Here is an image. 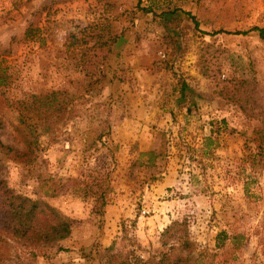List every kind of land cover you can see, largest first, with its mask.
I'll use <instances>...</instances> for the list:
<instances>
[{
	"label": "rangeland",
	"instance_id": "1",
	"mask_svg": "<svg viewBox=\"0 0 264 264\" xmlns=\"http://www.w3.org/2000/svg\"><path fill=\"white\" fill-rule=\"evenodd\" d=\"M170 2L0 0V189L72 222L33 247L0 207V264L145 259L171 221L213 264H264V38L233 33L264 28V0Z\"/></svg>",
	"mask_w": 264,
	"mask_h": 264
},
{
	"label": "trees",
	"instance_id": "2",
	"mask_svg": "<svg viewBox=\"0 0 264 264\" xmlns=\"http://www.w3.org/2000/svg\"><path fill=\"white\" fill-rule=\"evenodd\" d=\"M146 8H141L145 11H151L153 6L160 8V6L170 4V0H146ZM139 4V0H138ZM177 8H170L166 12L160 14V17L169 16L170 13L176 11ZM193 25L197 22L192 15L186 12ZM226 32L218 30L217 32ZM248 31H256L260 38H264V28L253 26L248 30L236 31L233 33L245 34ZM0 83H3V78L0 76ZM184 86H181L183 90ZM56 92H51L55 95ZM55 97V96H54ZM53 97L52 100L43 101V105L47 109H52V112L61 109V104ZM261 144V141H259ZM258 145V149L260 148ZM147 155H153V152H146ZM100 189V186H96ZM89 188V187H88ZM101 190V189H100ZM103 190L100 191L97 198H100V203L95 209L99 210L104 205ZM97 203V202H96ZM0 207L2 208V215L4 217L2 229L9 236L21 240L30 246L53 245L57 241L66 238L71 230L72 222L65 216L60 214L47 202L39 198H30L12 190L2 187L0 189ZM176 222L171 221L166 225L161 233L162 250L157 255H149L142 259L135 255L134 252L129 251L125 253L113 252V247L108 246L98 249H89L94 252V261L87 264H213L212 257L205 259L201 251L192 253V243L189 241L185 232H181L177 237L173 236L172 241H168L171 237L170 232L174 230ZM215 243L217 246L227 238L224 231H219L216 234ZM167 245V246H166ZM60 249V247H58Z\"/></svg>",
	"mask_w": 264,
	"mask_h": 264
},
{
	"label": "crops",
	"instance_id": "3",
	"mask_svg": "<svg viewBox=\"0 0 264 264\" xmlns=\"http://www.w3.org/2000/svg\"><path fill=\"white\" fill-rule=\"evenodd\" d=\"M131 66H132V63H131ZM135 68H136V67H133V70H135ZM137 69H139V66H138V65H137ZM140 73H141V74H140ZM137 74L140 76L139 78H140L141 80H144V78L147 77V75H148V74H144L143 72H139V73H137ZM140 84H141V85H144V84H142V81H140ZM145 84H147V82H146ZM182 94H183V90L179 89V96L182 95ZM148 120H149V118L146 119V123H147ZM132 122H133L132 125H134V126L137 125V122H136V124H135L134 121H132ZM162 180L165 181L164 178H163ZM163 183H164V182H163ZM157 187H158V186H157Z\"/></svg>",
	"mask_w": 264,
	"mask_h": 264
},
{
	"label": "built area",
	"instance_id": "4",
	"mask_svg": "<svg viewBox=\"0 0 264 264\" xmlns=\"http://www.w3.org/2000/svg\"><path fill=\"white\" fill-rule=\"evenodd\" d=\"M143 213V211H141Z\"/></svg>",
	"mask_w": 264,
	"mask_h": 264
}]
</instances>
